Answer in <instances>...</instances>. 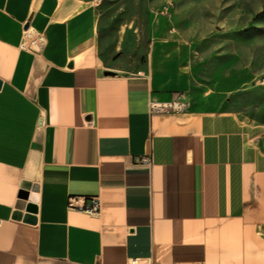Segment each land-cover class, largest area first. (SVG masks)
<instances>
[{
    "label": "crops",
    "instance_id": "1",
    "mask_svg": "<svg viewBox=\"0 0 264 264\" xmlns=\"http://www.w3.org/2000/svg\"><path fill=\"white\" fill-rule=\"evenodd\" d=\"M188 85L171 37L108 73L88 1L0 0V264H264V125L150 111Z\"/></svg>",
    "mask_w": 264,
    "mask_h": 264
},
{
    "label": "rangeland",
    "instance_id": "2",
    "mask_svg": "<svg viewBox=\"0 0 264 264\" xmlns=\"http://www.w3.org/2000/svg\"><path fill=\"white\" fill-rule=\"evenodd\" d=\"M85 1L103 71L140 69L152 36L171 37L189 74L187 108L264 125V0Z\"/></svg>",
    "mask_w": 264,
    "mask_h": 264
},
{
    "label": "built area",
    "instance_id": "3",
    "mask_svg": "<svg viewBox=\"0 0 264 264\" xmlns=\"http://www.w3.org/2000/svg\"><path fill=\"white\" fill-rule=\"evenodd\" d=\"M41 38L36 36L33 39L32 47L39 45ZM184 94L178 93L173 100L166 103H158L150 106L152 112H182L187 108L186 103L183 101ZM143 161H148V158H142ZM66 209L74 210L88 215H97L99 213L100 202L97 196L81 197L71 195L66 199Z\"/></svg>",
    "mask_w": 264,
    "mask_h": 264
},
{
    "label": "water",
    "instance_id": "4",
    "mask_svg": "<svg viewBox=\"0 0 264 264\" xmlns=\"http://www.w3.org/2000/svg\"><path fill=\"white\" fill-rule=\"evenodd\" d=\"M23 26H24V28H26V23Z\"/></svg>",
    "mask_w": 264,
    "mask_h": 264
}]
</instances>
